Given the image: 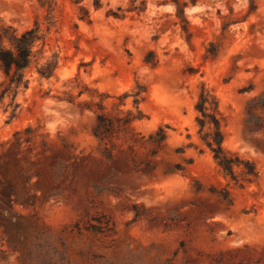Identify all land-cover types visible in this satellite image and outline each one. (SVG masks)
Wrapping results in <instances>:
<instances>
[{
  "label": "rangeland",
  "instance_id": "374dc122",
  "mask_svg": "<svg viewBox=\"0 0 264 264\" xmlns=\"http://www.w3.org/2000/svg\"><path fill=\"white\" fill-rule=\"evenodd\" d=\"M56 1L48 30L39 0H0V17L18 30L38 17L45 54L58 56L52 76L40 77L33 63L28 86L8 107L11 96L0 103V141L33 127L35 148L25 144L20 155L41 172L31 184L0 164V264H264V0H182L190 40L171 0H145L144 12L125 17L107 10L129 0H102L100 8L82 0L90 19L72 0ZM77 73L110 95L109 107L137 84L146 87L135 130L168 125V151L153 158L155 168L144 149L101 154L90 132L94 113L56 98ZM202 81L221 100L224 145L255 161L256 182L230 180L202 144L194 107ZM125 102L133 107L132 96ZM179 146L183 152L174 151ZM6 154L0 145V159ZM165 161L181 168L165 174ZM224 188L231 204L218 195ZM10 191L24 192L25 201L6 204ZM34 193L40 198L31 203Z\"/></svg>",
  "mask_w": 264,
  "mask_h": 264
},
{
  "label": "trees",
  "instance_id": "16d2710c",
  "mask_svg": "<svg viewBox=\"0 0 264 264\" xmlns=\"http://www.w3.org/2000/svg\"><path fill=\"white\" fill-rule=\"evenodd\" d=\"M78 4L79 17L83 19H90L89 8L81 4L82 0H72ZM176 5V15L182 21V29L186 32L190 40L191 31L189 30V21L185 17L184 9L187 3L182 0H171ZM91 3L95 8L102 7V0H92ZM42 8H45V19L47 21V28L55 22V8L57 5L56 0H39ZM253 5V4H252ZM253 7H250L252 11ZM146 10L145 0H129L127 7L119 5L116 10L112 8L107 10V15H114L115 17H125L127 11H133L138 14ZM223 28L230 23V18L224 16ZM46 30L41 26L38 17L35 18L33 24L23 30H18L13 24L6 23L0 17V71L3 79L0 81V103L4 102L6 96H11L12 100L7 103V107L14 102L15 96L20 88H26L29 84V77L27 69L34 63L36 71L40 77H50L54 74L58 66V56L53 54L48 56L45 54L46 44ZM213 46V42H211ZM215 49L208 48L207 55H214ZM146 62L154 64L157 60L155 58H145ZM64 88L60 94L56 95L59 100H65L72 104H76L79 110L83 113L85 110H90L94 113V123L91 125L90 132L98 142V149L101 154L107 159H111L116 151L135 154L136 148L144 149L145 154L151 158H144L143 161L155 168L156 164L152 163L154 157L160 153L168 151V125H160L155 130L148 134H142L135 130L133 122L143 117L142 109L139 103L144 97L146 87L143 84H137L131 91H125L116 96L118 101H112L111 107L108 106L107 92L100 91L97 87H92L88 83L83 82L77 73L73 77L68 78ZM83 95L86 98L81 99ZM132 96L133 107L123 108L126 104L125 99ZM254 98L247 104V110L250 109ZM17 106V104H16ZM197 111L196 123L198 126V135L203 145H205L212 153V156L222 170L226 177L234 180L235 183L240 185L244 183L256 182L259 178V169L253 159L242 156L238 151L228 148L224 145L225 131L223 128L225 122V115L221 108V100L215 91L208 87L205 82H200L197 90V97L194 103ZM16 108H13L11 116H15ZM33 127L30 125L14 130L12 137L0 141L1 146H7L6 154L1 157L0 164H9L18 170L20 178H25L29 183H33V178H40L41 172L32 170V167L25 163L21 157V152L25 144H30L29 148L32 150L34 147V135H32ZM53 141L44 140L45 146H48ZM126 144V149L121 148V144ZM64 146L68 143L63 141ZM46 147L45 149H47ZM184 146L177 147L175 152H183ZM44 152V156H45ZM42 157L36 156L32 159L34 162H39ZM163 173L176 172L181 167L175 166L170 162L164 164ZM239 168L240 172H237ZM240 174V177H239ZM6 184L0 181V188L5 187ZM199 190V188H195ZM46 193H49L47 191ZM219 196L232 203L229 191L224 188L223 191L218 193ZM35 203L39 198V194L34 193ZM25 194H13L10 191L2 197L6 204L12 202L25 201ZM106 226L113 229V225L109 220H104ZM85 229L90 230L89 226ZM92 231H95L92 229Z\"/></svg>",
  "mask_w": 264,
  "mask_h": 264
}]
</instances>
